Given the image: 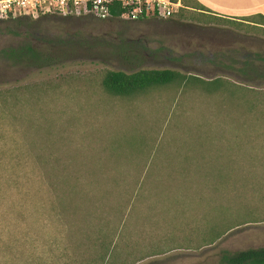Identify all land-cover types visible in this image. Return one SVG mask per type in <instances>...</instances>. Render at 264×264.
Masks as SVG:
<instances>
[{
	"label": "rangeland",
	"instance_id": "rangeland-1",
	"mask_svg": "<svg viewBox=\"0 0 264 264\" xmlns=\"http://www.w3.org/2000/svg\"><path fill=\"white\" fill-rule=\"evenodd\" d=\"M193 6H182L166 19L47 15L0 21V51L23 43L45 50V41L62 37L81 43L73 58L51 66L12 64L0 56V91H8L7 113L13 114L8 145L15 153L21 150L22 161L29 139L44 145L46 127L57 146L77 149L72 167L83 161L88 165L95 155L106 162L111 138L130 148L118 150L114 164L129 171L126 181L147 186L169 180L170 200L185 202L182 208L170 202L150 208L146 194L131 197L114 238L119 256L108 262L222 264L223 251L264 246V61L257 57L264 56V25L251 22L253 15L226 20L206 14L194 0ZM137 69H170L204 81L217 78L222 87L207 92L187 86L178 92L170 85L129 98L102 90L104 71ZM213 129L241 136L234 142V134L226 131L222 135L230 141H225ZM202 131L208 143L220 136L225 155L206 165L227 163L228 158L231 166L246 165L248 216H238L244 213L239 205L237 211L221 209L203 217L210 195L202 177L194 178L183 196L176 193L179 177L146 176L153 165L179 166L177 155L187 153L189 141ZM205 148L213 150L212 145ZM219 202L229 207V195ZM210 221L228 228L212 238Z\"/></svg>",
	"mask_w": 264,
	"mask_h": 264
},
{
	"label": "trees",
	"instance_id": "trees-1",
	"mask_svg": "<svg viewBox=\"0 0 264 264\" xmlns=\"http://www.w3.org/2000/svg\"><path fill=\"white\" fill-rule=\"evenodd\" d=\"M187 1L190 3V0ZM187 1L181 0L183 8H195L193 0L192 4H187ZM120 12V9L112 10L110 18H118ZM253 18L251 22L264 25L263 16L257 14ZM45 42L48 44L45 50L23 43L1 50L0 56L12 64L51 66L73 58L78 52L77 46L81 45H77L78 40L72 37ZM257 57L264 61V56ZM170 85L179 89L178 92L187 86H197L207 92L222 87L220 79L204 81L170 69H137L127 73L106 70L100 78V86L106 94L125 98ZM7 96V90L0 91V264H116L108 261L119 256L114 249V238L120 217L131 197L146 194L150 198V208L162 202H170L171 207L174 203L179 208L183 207L185 202L182 199L176 202L172 198L170 200L167 189L172 185L169 180L147 186L137 180L126 181L124 177L130 175L129 171L114 164L119 157L118 150L130 148L121 147L111 138L106 149L109 152L104 157L106 162L95 155L88 165H83L86 163L83 161L79 162L82 164L79 167H72L71 162L78 158L77 149L57 146L53 132L46 127L44 145L35 146L34 141L29 139L28 147L23 149L27 158L22 161L21 150L15 153L8 145L11 141L9 117L13 114L7 113ZM214 131L222 135L230 130ZM230 132L234 134V142L241 136ZM200 134L189 141L187 153L177 155L181 162L179 166L156 168L153 165L147 168L146 176L169 179L170 173L179 177L176 193L183 196L196 183L193 179L202 177V182L209 184L210 195L205 199L208 204L203 217L221 209L237 211L239 205L243 206L244 213L238 216H248L244 202L249 186L246 165L233 163L231 166L228 157L227 163L206 165L208 161L225 155L221 154L220 136L217 142L213 140L211 143L210 140L208 143L203 131ZM222 137L230 141V138ZM211 145L213 150L208 153L205 146ZM43 148L49 152H43ZM227 148L229 152L231 147ZM218 193L219 196H213ZM228 195L231 201L227 204L229 207L219 202L221 196L226 198ZM224 202L226 204V199ZM209 224L208 234L212 238L228 228L219 222L210 221ZM220 262L264 264V246L223 251Z\"/></svg>",
	"mask_w": 264,
	"mask_h": 264
},
{
	"label": "built area",
	"instance_id": "built-area-1",
	"mask_svg": "<svg viewBox=\"0 0 264 264\" xmlns=\"http://www.w3.org/2000/svg\"><path fill=\"white\" fill-rule=\"evenodd\" d=\"M181 7V0H0V21L47 15L106 19L116 9L121 10L118 18L166 19Z\"/></svg>",
	"mask_w": 264,
	"mask_h": 264
},
{
	"label": "crops",
	"instance_id": "crops-1",
	"mask_svg": "<svg viewBox=\"0 0 264 264\" xmlns=\"http://www.w3.org/2000/svg\"><path fill=\"white\" fill-rule=\"evenodd\" d=\"M202 5L206 14L240 21V17L261 15L264 17V0H194Z\"/></svg>",
	"mask_w": 264,
	"mask_h": 264
}]
</instances>
